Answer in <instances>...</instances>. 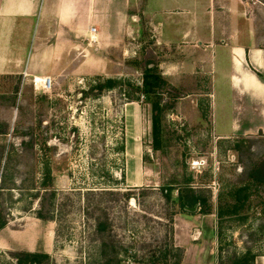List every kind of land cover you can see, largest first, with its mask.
Masks as SVG:
<instances>
[{"label":"rangeland","instance_id":"rangeland-1","mask_svg":"<svg viewBox=\"0 0 264 264\" xmlns=\"http://www.w3.org/2000/svg\"><path fill=\"white\" fill-rule=\"evenodd\" d=\"M237 1L248 48L238 58L255 89L234 85L220 42L191 37L182 45L192 50H171L142 0L120 24L104 23L108 42L89 36L61 53L41 44L35 76L50 77L49 89L22 68L20 46L0 50V264L17 251L47 253L42 264H99L102 240L120 264L168 263L170 246L180 264H264V0ZM197 2L185 24L213 33L217 15ZM146 70L163 80L148 94ZM45 187L55 191L48 221L36 217ZM192 195L205 204L183 207ZM97 218L108 224L102 236Z\"/></svg>","mask_w":264,"mask_h":264},{"label":"crops","instance_id":"crops-1","mask_svg":"<svg viewBox=\"0 0 264 264\" xmlns=\"http://www.w3.org/2000/svg\"><path fill=\"white\" fill-rule=\"evenodd\" d=\"M197 1L142 0V13L150 27L160 30L157 34L159 40L167 43L171 50L178 52L192 50L191 46L182 45L191 37H194L201 46L207 44L208 48L220 42L224 52L233 55L234 58L232 75L234 85L237 86L240 80V84L242 83L247 90L257 88L258 80L253 74L242 70L239 61L248 48L243 43L247 33L241 31V27H237L239 24L242 26L238 1L208 0L209 7L201 6L205 14L217 15L218 25L214 32L209 34L193 33L185 24L186 21L192 23L195 21L200 5ZM135 5L136 0H0V50L8 53L13 46H20L21 53L25 52L28 55L26 57L25 54V58L20 57L21 62L27 59L23 61L22 68L31 72L34 78L44 79L35 76V52L40 49L41 44L54 47L47 51L61 53L66 50L62 48L63 46L73 47L82 39L93 35L96 37L97 45H101L110 41L108 32L103 30L104 23L120 24L124 21L122 14L125 10H130ZM176 12H180L181 17L173 16ZM164 14L172 16L170 20L168 19L174 28L171 32L162 28ZM119 24L116 29H119ZM91 27L95 28L94 33H90ZM15 30L23 35L16 38Z\"/></svg>","mask_w":264,"mask_h":264},{"label":"trees","instance_id":"trees-1","mask_svg":"<svg viewBox=\"0 0 264 264\" xmlns=\"http://www.w3.org/2000/svg\"><path fill=\"white\" fill-rule=\"evenodd\" d=\"M111 80H107L104 84V87L110 85ZM163 83L161 76L157 73L151 72V70H146L142 77V85L144 88V92L148 94L150 89L160 88ZM258 169L253 167L250 172V179L253 182H260V176L258 173ZM4 180L3 177H0V188H4ZM54 189H49L48 187L44 188L42 195V202L40 208L36 212V217L43 221H48L52 219V204L51 201L55 195ZM193 192V191H192ZM170 194V189H164V196L168 197ZM47 196V197H46ZM47 200V203H46ZM205 200L199 198L198 196L192 195L190 198L182 203V206H190L192 207L196 203H199L201 206L205 204ZM6 224V220L0 212V229H2ZM108 230V224L103 222L101 218H97L95 222V232L99 233L101 236ZM174 252V254H172ZM168 255V256H167ZM167 257L171 260L165 264H180L182 259V253L179 248H173L170 246L169 252L167 253ZM12 257L14 258V264H42L49 259V255L45 252H31V251H17L12 253ZM243 264H247V256L243 257ZM121 259L118 258V251L115 246L112 244V241H101V251H100V263L99 264H120Z\"/></svg>","mask_w":264,"mask_h":264},{"label":"built area","instance_id":"built-area-1","mask_svg":"<svg viewBox=\"0 0 264 264\" xmlns=\"http://www.w3.org/2000/svg\"><path fill=\"white\" fill-rule=\"evenodd\" d=\"M89 31H90V33H94L95 32V28L94 27H91ZM94 39H95L94 36L93 35H90L89 40L94 41ZM44 81L47 83L48 86H51V78L50 77H45L44 78Z\"/></svg>","mask_w":264,"mask_h":264},{"label":"bare ground","instance_id":"bare-ground-1","mask_svg":"<svg viewBox=\"0 0 264 264\" xmlns=\"http://www.w3.org/2000/svg\"><path fill=\"white\" fill-rule=\"evenodd\" d=\"M34 81H35L37 84H38L39 82H41L42 85H43V87L46 88V89H49V88H50V86L47 85V83L44 81V79L42 80L41 78L36 77V78L34 79Z\"/></svg>","mask_w":264,"mask_h":264}]
</instances>
